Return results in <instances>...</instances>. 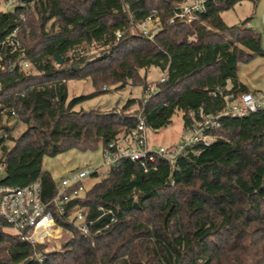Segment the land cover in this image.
<instances>
[{
	"label": "trees",
	"instance_id": "obj_1",
	"mask_svg": "<svg viewBox=\"0 0 264 264\" xmlns=\"http://www.w3.org/2000/svg\"><path fill=\"white\" fill-rule=\"evenodd\" d=\"M240 1L222 0L196 20L172 23L182 0H20L0 10L4 61L9 52L1 41L18 27L32 63L27 70L0 72V119L4 105L14 106L16 125L23 128L14 134V126H2L7 134L0 135V163L6 175L0 184L40 179L49 197L56 182L44 168L45 155L104 146L136 126L139 115L158 130L181 111L187 125L200 110L218 113L227 95L249 91L239 63L262 53L261 36L247 23L230 25L221 15ZM153 10L162 28L150 38L136 22ZM151 66L167 78L149 84L140 70ZM76 78H91L94 90L69 98L66 83ZM128 83L143 86V94L155 89L147 100L143 94L128 99L119 111L77 108L108 91L104 84ZM220 121L211 130L212 142L192 144L174 162L158 155L148 170L130 159L109 169L69 202L98 218L90 234L56 214L73 236L63 250L45 253L42 262L36 254L44 244L6 230L0 218V264H264V109ZM99 206L110 208L115 220L109 222L110 214L98 217Z\"/></svg>",
	"mask_w": 264,
	"mask_h": 264
},
{
	"label": "built area",
	"instance_id": "obj_2",
	"mask_svg": "<svg viewBox=\"0 0 264 264\" xmlns=\"http://www.w3.org/2000/svg\"><path fill=\"white\" fill-rule=\"evenodd\" d=\"M221 1L182 0L179 8L174 10L168 21L170 23L176 20L191 22L198 19L202 12L207 11L212 5H218ZM136 25L150 38H153L162 28V22L156 10L138 20ZM116 35L117 38L121 37L122 31L118 29ZM1 44L8 48L9 57L4 61V56L0 52V72L11 71L15 67L27 70L32 66L31 60L26 55V47L20 40L18 27H15L1 41ZM166 78L167 72L159 80L163 81ZM153 89H155L153 86L145 89L143 94L145 100L151 95ZM226 98V106L216 114H209L200 110V117L193 118L191 123L184 125L185 133L181 140L172 145L150 147L146 134L148 126L145 118L139 115L136 126L132 127L129 132H121L115 139L103 146L105 165L111 169L119 166L122 160L130 159L140 163L145 170H148L149 162L155 161L158 155L174 162L176 157L184 153L192 144H209L212 142L215 136L211 130L220 126V120L223 116H244L252 111L264 109V90H249L227 95ZM1 115L2 117L17 119L18 111L14 106L4 105L1 109ZM4 125L10 126L11 123L8 122ZM2 126H0V135L7 134L6 129ZM0 168H3L2 163H0ZM95 172H98V176H100L99 167L88 166L68 171L55 184V191L49 197L44 196V188L40 179L19 186L0 184V218L5 222L4 228L32 243L45 244L51 238L59 237L65 228L64 225L58 223L56 219V214H58L77 227L84 235H89L91 225L98 218H89V212L80 204L69 207V202L75 197L84 196L91 187L88 186L86 180L96 178L93 176ZM107 172L101 176L106 175ZM99 210L101 213L98 217L110 214L109 222L115 220V214L110 208L99 206ZM109 222L98 227L96 232L107 228ZM36 257L39 262L46 258L42 251L38 252Z\"/></svg>",
	"mask_w": 264,
	"mask_h": 264
},
{
	"label": "rangeland",
	"instance_id": "obj_3",
	"mask_svg": "<svg viewBox=\"0 0 264 264\" xmlns=\"http://www.w3.org/2000/svg\"><path fill=\"white\" fill-rule=\"evenodd\" d=\"M19 1L20 0H0V10L13 9L15 3ZM6 3H8V5H6ZM221 15L224 21L230 25L247 23L248 28L261 36L262 53L252 52L254 56L250 60L241 61L239 63V75L250 89L264 90V0H241L231 9L224 10ZM55 29L57 30V27ZM82 46L86 49L93 48V45L89 46L86 42H84ZM93 50L94 48L92 51ZM72 62H74V64L77 63L76 67H79L77 60H72ZM140 74L142 76H147V81L150 84V82L160 79L164 72L159 67L151 66L148 70L141 69ZM137 81H139V78ZM66 84L68 86L69 98L83 93H90L94 90L91 78L70 79ZM102 88H107L108 91L84 100L77 108L84 107L86 109L97 108L101 110L109 109L119 111L128 99L139 97L143 94V86L132 83L126 84L123 88H118L112 84H104ZM8 122L11 123L10 126H14L12 130L14 134H17L23 129L21 124L18 123L16 125V119L6 117H1L0 126ZM184 133L185 127L181 111L176 112L172 122L166 127L158 130L148 128L146 131L148 144L152 148L159 145H172L175 142H179ZM43 165L44 168L50 172L56 183H58L68 171L88 166L92 168L99 167L101 171L100 176L88 178L86 180L88 186H92L93 183L99 180L101 174L109 170V167L105 165L104 162L102 145L96 149L79 150L71 148L57 155H45ZM5 175L4 168H0V181ZM72 236L73 232L64 228L59 237L51 238L50 241L44 244L42 252L50 253L63 250L65 244L71 240Z\"/></svg>",
	"mask_w": 264,
	"mask_h": 264
},
{
	"label": "water",
	"instance_id": "obj_4",
	"mask_svg": "<svg viewBox=\"0 0 264 264\" xmlns=\"http://www.w3.org/2000/svg\"><path fill=\"white\" fill-rule=\"evenodd\" d=\"M63 59H64V58H63L62 56L58 55V60H57V62H58V63H61V62L63 61ZM76 66H77V63L74 64V67H76Z\"/></svg>",
	"mask_w": 264,
	"mask_h": 264
},
{
	"label": "crops",
	"instance_id": "obj_5",
	"mask_svg": "<svg viewBox=\"0 0 264 264\" xmlns=\"http://www.w3.org/2000/svg\"><path fill=\"white\" fill-rule=\"evenodd\" d=\"M239 77H240V75H239ZM240 80L243 82V80L240 78ZM244 83V82H243ZM249 87V86H248ZM249 89H250V87H249ZM250 90H252V89H250ZM255 90H258V89H255Z\"/></svg>",
	"mask_w": 264,
	"mask_h": 264
}]
</instances>
